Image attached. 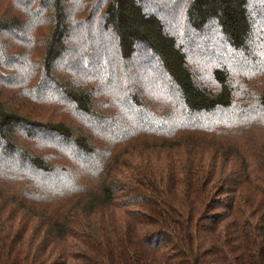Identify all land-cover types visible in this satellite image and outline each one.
Listing matches in <instances>:
<instances>
[{
  "label": "trees",
  "instance_id": "16d2710c",
  "mask_svg": "<svg viewBox=\"0 0 264 264\" xmlns=\"http://www.w3.org/2000/svg\"><path fill=\"white\" fill-rule=\"evenodd\" d=\"M0 264H264V0H0Z\"/></svg>",
  "mask_w": 264,
  "mask_h": 264
}]
</instances>
